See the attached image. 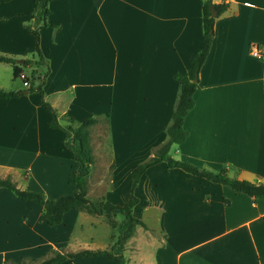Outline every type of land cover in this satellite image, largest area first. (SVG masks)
<instances>
[{
	"label": "crops",
	"instance_id": "0c3cea01",
	"mask_svg": "<svg viewBox=\"0 0 264 264\" xmlns=\"http://www.w3.org/2000/svg\"><path fill=\"white\" fill-rule=\"evenodd\" d=\"M212 1L227 4V9L214 17L194 107L183 122L188 136L172 144L169 155L200 169H224L231 178L264 184V61L249 53L251 45L264 44V0ZM33 7V0L0 3V55L36 59L35 38L25 26L32 20L28 12ZM49 10L39 41L49 66L44 98L61 124L67 118H107L105 144L90 131L88 196L102 195L123 205L130 195L131 170L168 139L165 130L178 95L174 74L187 70L202 42V0H51ZM16 64L24 80L7 91L25 90V78L29 80L37 68L34 62ZM48 123L38 93L0 98V177L22 181L25 190H32L33 182L36 191L56 199L70 186L75 162L72 151L64 147L62 131ZM94 167L103 174H94ZM72 184L64 195L73 194ZM134 194L138 203L133 215L147 228L136 227L125 242L126 264H264V199L253 200L180 168H168L165 161L140 176ZM12 196L0 189V197L9 201L0 202V227L46 224L42 205ZM74 214L94 216L89 226L101 216L80 210ZM0 237V264L38 260L25 251L41 242L8 247L10 235L0 232ZM116 238L111 235L96 247L78 244L77 249L66 241L46 242L52 256L109 251ZM115 260L102 253L50 264H116Z\"/></svg>",
	"mask_w": 264,
	"mask_h": 264
},
{
	"label": "trees",
	"instance_id": "16d2710c",
	"mask_svg": "<svg viewBox=\"0 0 264 264\" xmlns=\"http://www.w3.org/2000/svg\"><path fill=\"white\" fill-rule=\"evenodd\" d=\"M7 1L9 0H0V3ZM50 1L51 0H33L34 7L28 12V14L32 16V20L27 22L25 26L26 29L34 35V56L36 59H24L21 64L22 66H26L34 62L36 67L44 64L45 71L42 75L37 76L35 71L38 67L32 70L29 80L25 79L28 83V87L25 90L5 91L0 89V98L8 99L19 97L25 93H38L40 102L49 116V127L62 131L64 135V147L72 151L75 165L71 173V181L75 185V190L71 195H63L56 199H50L42 192L18 188L10 177L0 178V189L5 188L9 190L21 200L33 201L42 205L43 218L49 226L60 224L64 214L73 209L85 210L94 215H120L122 219L115 225L118 234L109 251L82 250L75 253L54 252V255L34 264H50L65 261L77 256H91L102 253L106 254L109 259H117L119 264H126L123 254L125 242L132 236L136 227L141 226L147 228L142 220L133 215V208L138 203V198L134 194V189L140 176L150 166L161 161H165L168 168H180L194 176L205 178L213 183L225 185L236 192L249 196L253 200L264 199V184L262 183L256 184L244 179L231 178L224 169L218 172L200 169L193 164L176 160L169 155L170 146L183 142L188 136L187 131L183 128V122L186 114L194 107L193 94L196 89L194 78L198 75L200 68L206 60L213 39L214 17H211L210 8L212 7L217 15L227 9V4H215L212 0H202V42L198 52L191 58L187 70L184 73L174 74V79L178 83V95L176 104L173 107L171 122L165 130L168 139L154 150L152 157L138 164L131 170L130 195L126 203L123 205L113 204L104 198L91 202L87 197V185L85 182V178L89 175L93 163L90 131L100 119H105L108 129V120L107 118L89 117L80 122H75L72 118H67L65 123L61 124L57 113L44 98L43 84L49 73V66L41 53L39 41L40 31L48 26L46 20L50 14ZM0 62L12 63L14 65V75H20V68L16 64L17 59L14 57L0 55Z\"/></svg>",
	"mask_w": 264,
	"mask_h": 264
},
{
	"label": "rangeland",
	"instance_id": "374dc122",
	"mask_svg": "<svg viewBox=\"0 0 264 264\" xmlns=\"http://www.w3.org/2000/svg\"><path fill=\"white\" fill-rule=\"evenodd\" d=\"M32 53L29 54L31 56ZM20 64V63H18ZM21 65V64H20ZM36 74L42 75L45 71V65L37 66ZM24 72L28 74L27 69ZM14 67L11 64L0 62V88L3 90H9L14 88L15 86L21 85L22 79L21 76H15L14 75ZM26 79V78H25ZM67 125V122H66ZM92 136L93 138H97L102 144H105V141L107 140V123L105 119H100V121L92 127ZM91 136V138H92ZM106 161V159H101V166H103V163ZM94 169V174H103V171L101 169H97L96 167ZM1 178V177H0ZM18 188H21L22 181L19 179V183L15 181L14 178H10ZM21 182V183H20ZM85 182L87 185V177L85 178ZM32 190L26 189L28 191H34L39 192L37 190V185L33 182H30ZM70 186L66 189V192L69 191V188L73 186L72 182H69ZM125 190V189H124ZM66 192L62 193V196L64 194H67ZM12 195V194H11ZM46 196V195H45ZM14 200L19 201L16 196H12ZM47 197V196H46ZM87 197L91 202H95L97 200L103 199L104 197L102 195H98L97 197H91L88 196V186H87ZM0 202L3 203H9V201L5 198L0 197ZM85 213H88L85 210H80ZM138 214H140L142 211H137ZM76 210L70 211L68 214H66L64 221L60 224L49 226L47 224H38L34 228L28 229L26 226L21 225L19 222H15L13 225H7L5 228L4 226L0 227V232H6L10 235V237L7 238V244L6 246L10 247L11 244H14V247L19 246L20 244H27L30 243L31 245H35L38 242H41L40 247H30L29 250L25 251V253L30 256V258H37L35 259H27L22 262V264H34L36 262H39L40 258H44L45 256H51V245L47 243L46 241L48 239L57 242V241H66L67 244L69 242V248L71 249H77V245H84V243L89 244L90 247H96L101 245L102 243H105L108 241L107 237H115L118 233L115 228V225L118 221L122 219L120 215H106L102 214L95 224L89 226L90 219L94 218V216H75ZM90 214V213H89ZM150 222V221H148ZM81 225V226H80ZM18 232H22L19 234ZM41 234V235H39ZM95 237L93 240L87 239V237ZM39 237H44L43 239H40ZM70 237L71 240L68 238ZM3 237H0V248L4 246L3 244ZM74 238V239H73ZM79 239V240H77ZM68 240V241H67ZM41 256V257H40ZM116 264H119L117 260H115Z\"/></svg>",
	"mask_w": 264,
	"mask_h": 264
},
{
	"label": "built area",
	"instance_id": "2783aa9c",
	"mask_svg": "<svg viewBox=\"0 0 264 264\" xmlns=\"http://www.w3.org/2000/svg\"><path fill=\"white\" fill-rule=\"evenodd\" d=\"M228 0H224V3H227ZM249 53L254 56L257 57L259 59H262L264 61V44H253L250 46V50ZM22 79L24 80V77H22ZM24 85H28L27 82L24 81ZM263 85H264V69H263Z\"/></svg>",
	"mask_w": 264,
	"mask_h": 264
},
{
	"label": "water",
	"instance_id": "95a60500",
	"mask_svg": "<svg viewBox=\"0 0 264 264\" xmlns=\"http://www.w3.org/2000/svg\"><path fill=\"white\" fill-rule=\"evenodd\" d=\"M210 11H211V17H215L216 16V11L211 7L210 8ZM24 61V59H17V62L22 64ZM197 81V76L194 78V82Z\"/></svg>",
	"mask_w": 264,
	"mask_h": 264
}]
</instances>
